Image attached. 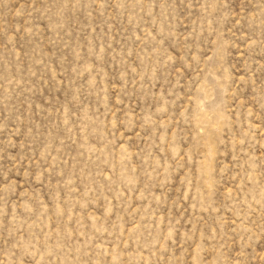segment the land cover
Returning a JSON list of instances; mask_svg holds the SVG:
<instances>
[{
  "label": "rangeland",
  "instance_id": "rangeland-1",
  "mask_svg": "<svg viewBox=\"0 0 264 264\" xmlns=\"http://www.w3.org/2000/svg\"><path fill=\"white\" fill-rule=\"evenodd\" d=\"M0 264H264V0H0Z\"/></svg>",
  "mask_w": 264,
  "mask_h": 264
}]
</instances>
